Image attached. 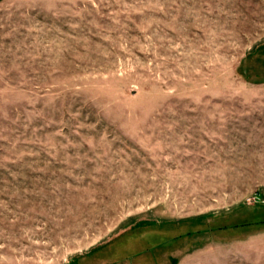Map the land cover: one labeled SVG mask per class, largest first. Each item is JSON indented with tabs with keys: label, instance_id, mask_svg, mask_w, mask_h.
Wrapping results in <instances>:
<instances>
[{
	"label": "rangeland",
	"instance_id": "obj_1",
	"mask_svg": "<svg viewBox=\"0 0 264 264\" xmlns=\"http://www.w3.org/2000/svg\"><path fill=\"white\" fill-rule=\"evenodd\" d=\"M0 264H264V0H0Z\"/></svg>",
	"mask_w": 264,
	"mask_h": 264
}]
</instances>
